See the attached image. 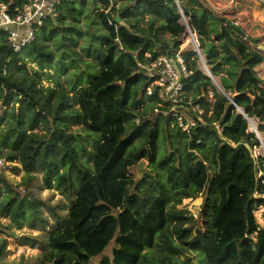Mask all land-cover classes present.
I'll return each mask as SVG.
<instances>
[{
	"label": "trees",
	"instance_id": "1",
	"mask_svg": "<svg viewBox=\"0 0 264 264\" xmlns=\"http://www.w3.org/2000/svg\"><path fill=\"white\" fill-rule=\"evenodd\" d=\"M112 1L92 0L104 34L96 76L82 88L43 87L39 71L49 69L53 59L46 41L75 14L74 4L82 7L86 0H65L59 17L47 21L20 52H13L0 32V106L5 109L0 126L6 118L0 128V159L19 162L27 193L20 198L11 187H0V216L20 229L27 204L31 223L39 220L43 227L37 206L54 208L27 192L33 174L40 173L44 188L55 189L70 204L62 226L47 236L37 264H92L98 257L96 264H142L151 251L154 264H264V157H254L261 145L244 117L256 121L264 142V85L255 71L264 62L259 49L264 44L240 26L222 23L203 0H177L211 75L227 96L198 69L195 53L183 52L191 72L183 100L203 109L204 123L190 136L176 127L174 134L167 133L175 144L160 162L159 139L171 119L153 114L158 101L146 96L148 79L132 55L142 61L145 53L156 57V50H176L186 28L173 0H123L133 5L120 13L114 7L117 0ZM0 3L14 9L22 0ZM135 12L163 24L154 28L151 19L145 31L138 19L129 20ZM160 30L171 36L172 46L159 39ZM27 57L37 66L32 75ZM76 88L77 108L69 96ZM72 125L92 139L90 134L98 136L91 166L81 160L84 137L71 132ZM141 161L148 169L164 170L166 183L158 194L144 188L147 172L135 182L132 169ZM172 195H200L198 216L167 208ZM257 208L262 223L254 215ZM24 242L34 246L28 238ZM5 251L2 240L0 258Z\"/></svg>",
	"mask_w": 264,
	"mask_h": 264
},
{
	"label": "rangeland",
	"instance_id": "2",
	"mask_svg": "<svg viewBox=\"0 0 264 264\" xmlns=\"http://www.w3.org/2000/svg\"><path fill=\"white\" fill-rule=\"evenodd\" d=\"M85 6H80L78 3L74 4L75 14L68 16L66 21L62 23L57 32L51 35L46 41L48 50L53 54L50 68L47 70L39 71L41 74L40 83L43 87H53L64 89H72L75 85H80V88L85 87L96 76L97 65L96 55L98 50L102 46V35L104 34L101 29L96 13L93 11L92 0H86ZM206 5L217 15L225 20L234 21L238 27L240 26L245 33L251 37L259 39L260 43L264 44V4L259 0H203ZM130 5H133L130 4ZM127 1L119 0L115 4V9L118 13L123 8L130 6ZM63 12V11H62ZM134 19H129L134 22L138 19L139 28L145 31L148 28V24L153 19L154 28H160L163 24V20L154 18L147 14L135 12ZM184 20L181 19V23L184 24ZM38 35H40L38 33ZM197 40L196 34H193ZM159 39L165 41L169 46L173 45L172 38L164 30H160L158 33ZM191 37L186 33L183 34L179 40L184 52L193 53V45L188 41ZM188 42V43H187ZM198 42V40H197ZM159 46V45H158ZM160 47V46H159ZM157 47V48H159ZM260 47V46H259ZM27 48L25 52H28ZM198 69L205 74V70L201 67L200 62H197ZM27 71L29 75H32L31 69L37 70V66L32 62L31 57H27ZM255 71L261 79L264 85V62L256 67ZM216 81L217 79L214 78ZM76 90L69 94L72 104L75 105ZM220 93V91H218ZM212 94L210 93V96ZM144 108L146 105L143 106ZM143 109V108H142ZM5 113V109L0 106V117ZM1 123V127L5 126L4 122ZM255 128L257 123L255 120H251ZM70 131L80 133L83 139V146L86 149V154L82 153L81 160L87 165L91 166L92 156L95 152V139L98 137L95 134L92 139L88 136L81 126L72 125ZM249 131L252 132L251 127ZM37 132H41L40 129ZM176 128L168 129L166 133H163L159 139V157L158 161H162L173 152V144L170 143L172 139L167 138V133L174 134ZM261 138V136H260ZM264 143V142H263ZM182 151V148H180ZM254 157L264 156L261 147L254 150ZM147 162L142 167H134L132 173L135 176V182H138L143 176L144 172H147V180L144 182L145 189H154L157 194L160 192V184L166 183V175L164 170L160 168H147ZM17 169H19L17 171ZM35 179L31 182L27 192L30 195L40 200L48 207L54 208L53 212L50 211L44 205H38L39 217L44 221L43 227L39 220H29V207L25 204L26 214L21 219V228L19 229L16 224L11 222L8 218L0 216V242L6 240V251L0 258V264H37L41 253V248L46 243V238L54 229L62 226L69 208L70 200L61 195L55 189H46L42 184V178L40 173H34ZM24 172L18 161L8 162L6 158L0 159V187L5 190V186L11 187L13 191H18L20 198L25 197L27 194L24 192V186L22 184ZM158 179L159 182H158ZM202 197L200 195L189 198L181 199L177 196H171V204L167 205V208L174 210L185 209L189 211L194 218L198 216L200 206L202 204ZM261 209L257 208L254 212L258 223H262L260 217ZM28 238L29 242L33 243V247L25 244L24 239ZM35 238V239H33ZM110 245L104 252L105 255H109ZM100 257L92 260V264H96ZM156 259L155 251L147 253V258L142 264H154Z\"/></svg>",
	"mask_w": 264,
	"mask_h": 264
},
{
	"label": "built area",
	"instance_id": "3",
	"mask_svg": "<svg viewBox=\"0 0 264 264\" xmlns=\"http://www.w3.org/2000/svg\"><path fill=\"white\" fill-rule=\"evenodd\" d=\"M64 1L22 0V4L14 9L0 3V32L6 34L10 49L20 52L31 45L38 30L47 21H55L59 17ZM108 1L113 5L112 0ZM259 1L264 3V0ZM183 25L186 28L185 34L188 33L192 37L193 33H190L185 20ZM198 46V42L193 46L195 55L199 50ZM156 51L158 56L152 57L150 53H145L142 61L132 55L137 67L144 71L148 79L145 94L148 97H156L158 101L153 110L155 116L163 114L169 117L171 127H176L182 134L190 136L193 129L204 123V111L199 105H192L191 102L183 100L184 81L190 77L191 72L182 56V45L176 50L170 48L164 53ZM138 121L137 118L135 122Z\"/></svg>",
	"mask_w": 264,
	"mask_h": 264
},
{
	"label": "water",
	"instance_id": "4",
	"mask_svg": "<svg viewBox=\"0 0 264 264\" xmlns=\"http://www.w3.org/2000/svg\"><path fill=\"white\" fill-rule=\"evenodd\" d=\"M173 1H174V4H175V6H176V8H177V10H178V12H179V14L181 16V19L184 18L183 13H182V11H181V9L179 7L178 1L177 0H173ZM220 21L222 23H225V25H230L231 27H233L235 29H239V27L236 24L231 23L229 20H225V19L221 18ZM186 25H187V28L189 29V26H188L187 23H186ZM190 33H191V30H190ZM240 33H241V35H244L245 34L243 31H241ZM247 39L250 40L252 44H255L256 43L254 39H250V38H247ZM198 49L199 50H198L196 56L198 58V62H200L203 65V68L205 70V75L210 79L211 83L217 89V91H220L221 94H223L224 96H227L225 94V92L222 90V88L220 87V85L218 84V82L211 75V73H210V71H209V69H208V67H207V65L205 63L204 57L201 54V50H200L199 46H198ZM259 49L262 50V51H264V47L263 46H260ZM239 111H240L241 114H243V112L240 109H239ZM244 117H245V119H247L248 124H249V127L252 128V132L255 134V136L260 141V145H261L260 147L262 148L263 153H264V143L262 142V139L260 138V135L258 134L257 129L253 125H251V122H250L251 120L250 119H248L245 115H244ZM144 164H145V162L141 161V162L138 163L137 167L138 168L139 167H142V166H144Z\"/></svg>",
	"mask_w": 264,
	"mask_h": 264
},
{
	"label": "bare ground",
	"instance_id": "5",
	"mask_svg": "<svg viewBox=\"0 0 264 264\" xmlns=\"http://www.w3.org/2000/svg\"><path fill=\"white\" fill-rule=\"evenodd\" d=\"M191 36V35H190ZM189 42H191V44L195 47L196 45H197V42H196V38H195V36H193L192 35V37H191V39H189L188 40ZM188 43V42H187ZM201 64V63H200ZM201 67H203V65L201 64ZM251 122V121H250ZM251 125H253L252 124V122H251ZM254 126V125H253ZM252 129V128H251Z\"/></svg>",
	"mask_w": 264,
	"mask_h": 264
}]
</instances>
